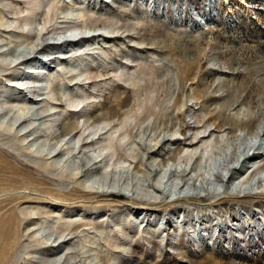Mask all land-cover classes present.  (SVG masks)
I'll use <instances>...</instances> for the list:
<instances>
[{"label":"rangeland","instance_id":"obj_1","mask_svg":"<svg viewBox=\"0 0 264 264\" xmlns=\"http://www.w3.org/2000/svg\"><path fill=\"white\" fill-rule=\"evenodd\" d=\"M40 1L42 24L49 19L45 30L41 24L28 29L10 24L29 16L27 0H0V101L9 102L0 111V156L16 165L15 173L1 174L0 185H6L0 186V207L15 193L13 197H27L7 211L17 208L24 218L25 207L40 204L43 212L51 210L50 218L31 216L30 231L22 225L8 264H30L35 249L46 251L36 262L51 255L50 246L60 240L51 236L53 222L61 218L93 225L60 240L73 239L76 260L47 256L46 261L54 260L50 264H264V175L252 182L254 163H244L248 151L242 143L264 129V0ZM21 10L25 12L15 15ZM46 64V73L38 74ZM85 71L92 72V79L82 76ZM17 98L20 102H12ZM50 106L66 107L61 118L50 117L58 112ZM109 108L140 118L114 160L98 164L100 175L109 173L120 185L85 177L84 171L108 153L100 158L87 150L94 162L83 169L74 161L77 151L68 152L70 138L48 140L45 133L50 135L52 122L62 127L76 117L83 125L85 116ZM108 130L90 137L87 132L84 143L99 140ZM234 137L240 163L230 168L240 171L244 163L238 175L217 166L225 153L234 151ZM215 139L224 153L211 145ZM252 140L256 148L264 147V140ZM191 143L201 151L207 148L200 169H195L199 156L188 165L170 161L158 166L156 153L170 160L183 148L181 158ZM59 152L64 163L47 160ZM46 163L55 168L42 169ZM162 168L168 171L165 183L185 174L177 181L192 190L163 184V195L145 201L130 192L132 199L115 194L126 188L121 186L125 182L156 186ZM62 171L71 178H62ZM217 175L229 190L213 189ZM239 182L251 186L237 189ZM259 182L263 187H257ZM252 185L256 189L251 192ZM62 250L73 253L68 246Z\"/></svg>","mask_w":264,"mask_h":264},{"label":"bare ground","instance_id":"obj_2","mask_svg":"<svg viewBox=\"0 0 264 264\" xmlns=\"http://www.w3.org/2000/svg\"><path fill=\"white\" fill-rule=\"evenodd\" d=\"M26 4H28L30 6V8L25 9V10H27V13L28 12L30 13V14H28L29 16L25 17V18H18L16 20H13V22H10V24L13 23V24L19 26V28H24V29L31 28L34 23L35 24H41L42 25V30H45V25L49 21V19H47L45 21V23L42 24V20H41L42 15L37 13L38 12L37 10H39L41 8H44L43 7L44 6V1L27 0ZM246 4H248V3H246ZM23 12H25V11L21 10V11L15 13V15H19V14H21ZM50 12H51V10H49V13ZM86 14H88V13H86ZM33 16H35V19L33 18L34 21L31 18ZM52 17H53L52 19L54 20L55 17H56V14H53ZM89 20H90L91 24H93L92 27H96V25H94V24H96L97 20H92V17H90V15H89ZM39 35H41V33H39ZM46 66H47V64L44 65L40 69V71L37 72V73L41 74V75L45 74L46 70H47ZM82 76H84V77L86 76V80H90V79H92V77H91L92 76V72L91 71H85V72H83ZM36 79L37 78L32 79L33 81H31V82L32 83L38 82V80H36ZM39 82H41V81H39ZM19 99H22L23 102H27L29 104H33V105H38L39 104V102H38L39 100L36 101V100H34L32 98L20 97ZM19 99L17 98L16 100H14L12 102H20ZM74 103H75V101H74ZM74 103L73 102L70 103L71 107H76V106L72 105ZM8 104H9V102H7V101L6 102H2V100H1L0 101V111L4 110ZM70 104H67L66 107H69ZM66 107H63V106L62 107L50 106L51 109L58 110V112H56L55 114H53L50 117H54V116L58 115L59 118H61L62 115H59V114H61ZM60 108H63V109L60 110ZM40 111L41 112H46L47 110L46 109H41ZM74 118H75V122L68 123V124H62V127H60L58 121L52 122L51 126L49 128V131L51 132L50 135H47V131L45 132L47 139L49 140L51 137L53 139H56V140L70 138L69 142H68V144L70 145L69 148H68V152L74 153V152L77 151V154L75 153V155H74V161H75V163L78 166L82 167L83 169L86 166L88 167V166L92 165L93 162H94L92 160V157H88L87 156V150H90L92 152V155L98 154L100 158L102 157L101 153H103V152L108 153L107 156L102 157V160H98L97 162H95L89 170H85L84 171L85 177H87L88 175L96 176V177L99 176V184H101V183L102 184L103 183L104 184L105 183L106 184L107 183H111V184L120 185L121 180L119 181L118 179H114V177H113V179H111L109 177V173L100 175V172H99L100 168L98 167V164L99 163L109 164V163H111L114 160L115 156L117 155V152L120 149H122V145H121L122 142L125 139L130 137V135L132 133L131 132L132 124L134 122L139 121L140 118L138 116H135V114H134V116H130V114L122 113L121 111H118L117 109H114V108H109L107 110V112L103 113V114H97V115H93V116H88V115L85 116V120H84V124L83 125H82V123L78 122L76 117H74ZM107 129H109L108 132L101 134V137L99 138V140L94 141L91 144H88V143L85 144L84 143V141L88 137H90L92 135L97 136L99 132H104ZM259 130L260 131L259 132H255L254 135H252V137L247 138L244 142H242L243 145L246 147L245 149L248 151L247 156L245 157L246 159H245L244 163H246V161H248V163H254V164H252V167H251L253 170L250 171L251 177H253L252 182L256 179L257 176L264 175V154L261 153V151L263 150L264 147L256 148V146L253 145V140H252L253 138L264 140V129L263 128L262 129L259 128ZM87 132H89V136L88 137L86 136ZM104 136L106 137L105 139L103 138ZM193 140H195V138H190V140H188L186 138V141H193ZM232 141L233 142H231V145L233 146L234 151L231 154L225 153L223 155V158L220 159V162L217 164V166L220 167V168L222 167L223 169L227 170L230 174L238 175L239 173H242L244 171L243 170L244 169V163L242 165L243 169H241L240 171L238 169H236V168L235 169L234 168L233 169L230 168V164L231 163L238 161L237 160L238 155H237L236 150H237V148H239V147H237L238 144L237 145L234 144L235 141H238V137H234ZM81 142H83L84 145L82 144L83 147L80 150L79 149V145L81 144ZM200 142L203 143V140H201ZM200 142H199V144H200ZM176 144H179V143L178 142L174 143L173 146H175ZM221 144L218 141V139H215L211 145H213V147L216 148L217 150H219L220 152L224 153V148L221 147ZM99 145H100V147L98 148V150H91L94 147L99 146ZM197 145L198 144H193V143H191L190 145L186 144L185 145V149H187V151H188L187 156H183L181 158H179V155L182 153L183 148H178V150L174 153V155H175L174 158L170 159V160H167V157L162 155L160 152L156 153L157 158H159V157L161 158L160 162L158 163V166L166 167L169 164L170 161H173V162H182L183 161L182 164L188 165L191 161H193L196 158V156H199L198 159L195 160V169H200L202 167V164H203V158L205 157L204 153H206L205 151L207 150V148L209 147L210 144H208L206 142L204 145H205V147L207 146V148H204V150H202V151L199 148H196ZM159 149L161 150L162 147L159 148ZM78 150H80V151H78ZM230 150L232 151V148ZM225 152H227V151H225ZM252 152H253V154H252ZM5 154H3V155H5ZM220 155H221V153H220ZM52 156L49 157L47 160L58 161V163H60V164L64 163V161H65V157H64V153L63 152H59V154H57L56 156H53V157ZM84 156H87L86 165H84V161H83V160H85V158L83 159ZM5 157H6V155H5ZM5 157L4 156H0V177H1V174L4 175V173H15V166H16V165H14L15 162L11 163ZM10 160H12V159H10ZM68 161H66V162H68ZM239 163H240V161H238V164ZM68 164H69V162H68ZM260 165H263V166H261L259 168L258 166H260ZM43 166H45V165H43ZM256 167H258V168L256 169ZM53 168H55V167L52 164L46 163V166L44 168H42V169H45V170L48 171V170H52ZM18 171H20V169ZM108 172H109V170H108ZM167 172L168 171H165L164 169L162 170V172H161L162 175L159 176L158 184L156 186H152V187L144 186V185L141 186L140 184H135L134 185V184H132L130 182H128V183L125 182L121 186L122 187H126L127 189L126 188H122L121 190L118 191V193H115V194L118 195V196L119 195L128 196L127 197L128 199H132L130 197V195L127 193V192H130V193H133L134 197L137 196L140 199L145 201L146 199L154 198L156 195L157 196L158 195H163V192H162L163 184H165L166 187H170L173 190L174 189L175 190H182V189L183 190L184 189L192 190V187H190V185L188 183L185 184L184 186H181V182L178 183V181H177V180H181L182 181L184 178H186L187 176L185 174L182 175L181 173H177L176 175H173L172 177H170L169 180L165 183V180H167ZM150 173L152 174V173H154V171H152V169H151ZM61 175L63 176L62 178H71L69 175L66 176V173H64V171H62ZM29 176H31V175H29ZM29 176L27 175V177H29ZM231 178L229 179V181L232 180ZM1 179H3V178H1ZM78 181H81V178H79ZM232 182H234V181L232 180ZM0 183H1V181H0ZM4 184L5 183H3V185ZM244 184L248 185L250 183L246 182ZM244 184H241L239 182V184L236 186V188L237 189H243L242 186ZM258 184H259L257 186L258 188L263 187V185H264V184L262 185L261 182H259ZM3 185H0V186H3ZM211 185L214 187L213 189H216V188L217 189H221V190L224 189V188L227 189V190L230 189V185L229 186L225 185V181L219 175L215 176V182H214V184H211ZM231 185H234V184L232 183ZM240 186H241V188H240ZM248 186L250 187L251 184L248 185ZM208 189H210V188L208 187ZM255 189H256V185H252V187L249 190H251V192H252ZM2 191H4V190H2ZM2 194H3V192H2ZM91 194L93 195V192ZM15 195H17V194H15V193L8 194V198L9 199H7L6 202H5V203H8V204H5L2 207H0V264H8L10 256L14 253V250H15L16 246L19 244L20 239H21V237L23 235L22 225L25 224L26 231H30L31 230L30 225L33 222V220H31V218H30L31 216L39 214V215L46 216L47 218H50V215H51V214H49V212L51 210L49 212H43V210L38 207V206H41L40 204H38L37 207L29 206V207L23 208L22 209V215H23L24 218H22V216H20V214L17 212V208H10L7 211V209H8L7 207L8 206H12L13 202H20L23 199H25V197H27L26 195L25 196H21V197H13ZM3 196H5V195H3ZM14 205H16L15 207L19 206V204H14ZM4 209H6L7 212L4 211L5 213H2ZM144 210H146V209L143 208L142 211H144ZM69 217H72V216H69ZM61 219L53 222V231H52V235H51V236H55V235L59 236L60 240L61 239L63 240V238H65L63 235L66 234L67 232H69L70 235H75V234L78 233V231L81 228H83L85 226L93 225L92 222H88V220L86 221L85 218H83V219H85L83 223L82 222L80 223V221L77 222V221H75V219L74 220L73 219H68L66 221H62ZM60 240H58L57 242H55V244L50 246V248H51L50 251L53 252V253L51 255H44V258L42 257V255H43L42 253L46 252V251L41 252L42 250L35 249V251L33 250L32 252H30V254L32 256V260H31L30 264H50L52 261H54V260H47L46 261V257L47 256L57 257V256L60 255L59 259L66 258L67 263L71 262L72 260H76L79 257V254H77V247L76 246H71V241L73 239H70L68 242H65V241L61 242ZM63 246H66V247L68 246L69 251L71 250V251H73V253L68 254V255L63 254L64 253L63 252L64 250H62ZM38 254H42L41 255L42 258L39 259L36 262L35 260L38 259V256H37Z\"/></svg>","mask_w":264,"mask_h":264}]
</instances>
